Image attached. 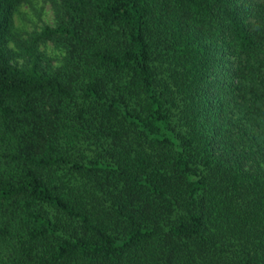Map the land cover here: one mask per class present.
<instances>
[{"label":"trees","instance_id":"16d2710c","mask_svg":"<svg viewBox=\"0 0 264 264\" xmlns=\"http://www.w3.org/2000/svg\"><path fill=\"white\" fill-rule=\"evenodd\" d=\"M27 1L0 0V264H264V0H45L17 40Z\"/></svg>","mask_w":264,"mask_h":264},{"label":"rangeland","instance_id":"374dc122","mask_svg":"<svg viewBox=\"0 0 264 264\" xmlns=\"http://www.w3.org/2000/svg\"><path fill=\"white\" fill-rule=\"evenodd\" d=\"M12 23V35L17 40L25 39L27 35L37 31L41 26L52 23L49 3L45 0H28L16 8L12 15ZM39 49L46 54L52 65L56 63V58L60 56L59 51L52 47L50 43L39 45Z\"/></svg>","mask_w":264,"mask_h":264}]
</instances>
